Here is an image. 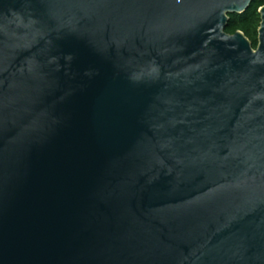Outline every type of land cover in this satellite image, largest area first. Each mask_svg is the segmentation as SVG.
<instances>
[{
    "label": "water",
    "instance_id": "95a60500",
    "mask_svg": "<svg viewBox=\"0 0 264 264\" xmlns=\"http://www.w3.org/2000/svg\"><path fill=\"white\" fill-rule=\"evenodd\" d=\"M0 0V264H264V4Z\"/></svg>",
    "mask_w": 264,
    "mask_h": 264
},
{
    "label": "trees",
    "instance_id": "16d2710c",
    "mask_svg": "<svg viewBox=\"0 0 264 264\" xmlns=\"http://www.w3.org/2000/svg\"><path fill=\"white\" fill-rule=\"evenodd\" d=\"M263 4L264 0H254L245 13L231 14L226 31L231 34L238 30L243 31L251 40L253 47L256 48L258 45V29L261 22L259 9Z\"/></svg>",
    "mask_w": 264,
    "mask_h": 264
}]
</instances>
